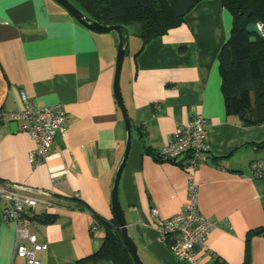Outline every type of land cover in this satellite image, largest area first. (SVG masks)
Returning a JSON list of instances; mask_svg holds the SVG:
<instances>
[{"label": "crops", "instance_id": "1", "mask_svg": "<svg viewBox=\"0 0 264 264\" xmlns=\"http://www.w3.org/2000/svg\"><path fill=\"white\" fill-rule=\"evenodd\" d=\"M230 27L229 13L207 0L140 52L134 27L128 28L119 86L132 128L117 197L142 264H183L156 228L182 208L190 183L198 190L199 213L213 224L195 251L198 264L217 258L242 264L247 234L264 227V181L249 168L264 159V151L254 149L264 141V125L244 127L226 116L220 93L217 53ZM116 45L115 34L86 30L52 0H0V110L26 101L58 104L65 113L64 136L36 166L28 162L34 147L28 134L0 125V181L55 197L47 211L37 207L29 216L37 240L47 244L41 264H111L90 256L103 232L95 215L113 219L110 192L125 144L112 93ZM195 115L207 121L206 163L186 170L146 151L167 145ZM45 214L53 221L41 222ZM13 240L12 224L0 215V264H23L13 257ZM248 252V264H264V232L251 236Z\"/></svg>", "mask_w": 264, "mask_h": 264}, {"label": "trees", "instance_id": "2", "mask_svg": "<svg viewBox=\"0 0 264 264\" xmlns=\"http://www.w3.org/2000/svg\"><path fill=\"white\" fill-rule=\"evenodd\" d=\"M67 1L84 17L100 25L118 26L127 34L128 28L134 27V35L140 40V52L152 39L182 25L184 17L198 3L207 0ZM217 1L231 17L227 39L217 53V71L225 115L236 117L244 127L264 125V0ZM247 13V22L259 25L261 36L239 30V23ZM254 149L264 151V141L255 144ZM146 151L152 153L156 161L164 162L157 151L147 148ZM177 165L183 167L182 161ZM95 218L96 229L102 227L103 232L101 245L90 258L105 260L111 264H134L121 241L115 221L98 215ZM53 219L45 214L40 221L51 222ZM262 232L264 227L247 234L242 264L249 262V239L253 234ZM213 264L226 263L217 258Z\"/></svg>", "mask_w": 264, "mask_h": 264}, {"label": "built area", "instance_id": "3", "mask_svg": "<svg viewBox=\"0 0 264 264\" xmlns=\"http://www.w3.org/2000/svg\"><path fill=\"white\" fill-rule=\"evenodd\" d=\"M4 123L16 124L20 132L28 134L34 143L28 162L36 166L49 155L55 136H64L65 113L58 104L40 107L23 101L14 111L0 110V125ZM206 126L205 118L193 116L176 128L170 142L157 150L158 156L165 162L182 161L186 170L198 168L209 157ZM249 168L264 181V159L251 161ZM197 202L198 190L190 183L182 208L172 217L161 220L156 228L159 238L170 244L172 256L183 264H198L195 251L203 246L213 228L199 213ZM54 203L53 192L0 181V215L13 226V257L21 259L23 264H41L40 254L47 249L46 243L37 240L28 217L35 208L47 211ZM150 216H156L154 209L150 210Z\"/></svg>", "mask_w": 264, "mask_h": 264}, {"label": "water", "instance_id": "4", "mask_svg": "<svg viewBox=\"0 0 264 264\" xmlns=\"http://www.w3.org/2000/svg\"><path fill=\"white\" fill-rule=\"evenodd\" d=\"M55 4H57L59 7H61L77 24L85 28L86 30L96 33V34H109L113 33L116 35L117 38V45H116V55H115V61H114V72H113V81H112V93L113 98L115 101V104L121 114L123 126H124V135H125V144H124V150L122 159L116 169L113 184L110 192V209L112 213L113 220L116 223V226L119 230V235L121 238V241L129 253L132 261L134 264H142L141 260L139 259V256L137 254L136 246L128 234L127 230V223L125 221V218L122 213V209L120 207V204L118 202L117 197V187L118 182L121 176V172L130 148L131 143V124L130 120L128 118V115L126 113V109L124 107L122 96L120 93V86H119V78H120V72L122 68V63L124 60L125 52L127 50V33L123 31L118 26H103L100 25L82 15V13L76 9L70 2L67 0H52ZM249 16V13H247L241 22L239 23V30L244 31L247 34H254L256 36H261V28L257 24H251L247 22V18ZM16 126V124H13ZM59 136H55V138H58Z\"/></svg>", "mask_w": 264, "mask_h": 264}, {"label": "rangeland", "instance_id": "5", "mask_svg": "<svg viewBox=\"0 0 264 264\" xmlns=\"http://www.w3.org/2000/svg\"><path fill=\"white\" fill-rule=\"evenodd\" d=\"M134 31V30H133ZM124 63H122V68H121V72H120V77L122 76V72H123V68L125 67V65H126V62H127V58L125 57L124 58V61H123Z\"/></svg>", "mask_w": 264, "mask_h": 264}]
</instances>
